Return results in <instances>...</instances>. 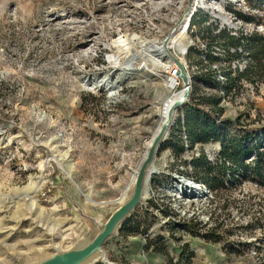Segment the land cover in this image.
<instances>
[{
  "label": "rangeland",
  "instance_id": "obj_1",
  "mask_svg": "<svg viewBox=\"0 0 264 264\" xmlns=\"http://www.w3.org/2000/svg\"><path fill=\"white\" fill-rule=\"evenodd\" d=\"M261 6L253 9L247 0H0V264H49L87 248L121 198L133 196L135 169L148 150L158 107L184 88L181 79L168 91L167 69L175 58L187 61L191 77L199 72L194 62L207 42L201 27L192 25L198 10L210 17L203 27L218 24L230 33L237 25L264 34ZM193 8L187 52L163 49ZM239 10L261 22L241 20ZM133 34L154 43L160 61L141 56L135 68L147 60L155 73L144 66L138 73L123 71L111 59L121 54V65L129 59L115 41ZM130 51L140 56L143 47ZM106 72L113 74L114 97L113 88L83 85L85 76ZM253 85V94L241 84L225 103V119L243 117L242 129L229 123L226 131L229 138L250 137L264 153V84ZM185 106L175 111L171 130ZM170 151L162 146L156 161L165 173L179 164ZM41 176L36 193L22 194L28 185L35 189ZM196 211L210 217L209 227L172 234L195 252L192 264H264V176L236 175ZM117 226L102 245L110 263L159 264L146 241L141 257L130 255L139 247L126 246ZM173 251L178 255L179 248Z\"/></svg>",
  "mask_w": 264,
  "mask_h": 264
},
{
  "label": "trees",
  "instance_id": "obj_2",
  "mask_svg": "<svg viewBox=\"0 0 264 264\" xmlns=\"http://www.w3.org/2000/svg\"><path fill=\"white\" fill-rule=\"evenodd\" d=\"M253 9H261L264 0H247ZM237 16L247 23H260L259 17L252 13H244L239 10ZM210 17L207 16L202 9H199L192 19L193 26L201 27L200 34L207 42V61L202 59L199 54L194 64L198 66L196 74L192 75L193 92L191 102L187 103L184 109V118L177 119L173 126L167 142L163 148H170L176 159H180L185 153L183 145V132L186 133L192 147L196 144H208L211 142H222L220 156L223 163L217 165L208 161L206 156L202 154L192 160L194 167L193 177L197 181H203L209 186L211 191L218 194L226 183L236 180V175L242 179L253 176L255 179L264 176V153L260 151L259 146L250 143V137L246 138H229L226 131L228 124L238 126L242 129V116L235 120H227L221 118L223 108L220 107L222 97L217 91L223 89L226 95L232 92H238L241 88L243 80L253 84H264V34L253 31L249 36H234L227 30H219L220 25L213 27H203L204 23H209ZM207 32V36L205 33ZM200 46V44H198ZM246 47L250 52L251 64L248 69L232 76L231 71L223 66L224 62H230L239 54L230 52V47ZM199 46L197 48H199ZM215 48L225 51L226 57L215 55ZM214 65H219L220 69L228 79L225 85L218 80V70L214 69ZM247 131V130H245ZM249 157H254L252 162H247ZM228 162L230 165H228ZM164 178L154 177L152 184L156 188L162 183ZM152 207H156L153 200H149V205L139 213H134L127 218L120 229V235L127 239L129 236H137L142 234L147 239L146 248H152L154 252L160 253L166 257V264H192L195 258V252L191 250L188 242L182 244L180 255H171L168 249L167 240L164 235L158 234L152 239L149 236V230L156 223V217L151 211ZM171 231V236L175 231H187L193 234L199 233L197 228L189 226L186 223L171 224L166 226ZM209 234V233H208ZM176 241H181L182 237L172 236ZM111 261H116L111 258ZM124 264H131L127 260H122ZM97 264H106L99 261Z\"/></svg>",
  "mask_w": 264,
  "mask_h": 264
},
{
  "label": "built area",
  "instance_id": "obj_3",
  "mask_svg": "<svg viewBox=\"0 0 264 264\" xmlns=\"http://www.w3.org/2000/svg\"><path fill=\"white\" fill-rule=\"evenodd\" d=\"M195 15V12H193ZM191 18V17H190ZM192 19V18H191ZM190 19V20H191ZM240 23L241 20L239 21ZM226 29V26H220L219 30L216 31V34L220 32V30ZM230 34L234 36H249L252 32L246 33L243 31L242 26H232L230 28ZM215 52H213L217 56L226 57L225 51L220 48H215ZM230 52L233 54H239L233 58L230 62H224L223 66L228 68L226 71H231L232 76H238L245 72L249 65L251 64V57L249 50L244 46L239 47H230ZM207 51H204L202 54V59L207 61ZM184 67L190 74V66L185 61V64L182 63L181 60H177L174 58V63L167 69V78L174 79L175 87L178 88L181 82L180 73L182 68ZM214 69L218 70V80L222 82V85H225L227 82V78L223 75L220 66L214 65ZM191 75V74H190ZM241 84L250 90L251 94L254 93V85L251 82H247L243 80ZM258 85V84H256ZM218 94L222 97V102L220 107L223 108V112L221 113V118L225 116V103L227 104L234 96L238 93L232 92L229 95H226L223 89L217 91ZM191 102V98L188 103ZM217 144H196L192 147L191 142L189 141L185 132H183V147L185 149V153L180 159H177L178 166L177 169L172 173H165L157 169V174L154 177H161L165 180L159 184L155 189L151 188V196L150 200H153L156 204V207H152L151 211H153L154 216L156 217V226L158 227H166L171 224L178 223H186L188 225L192 222L196 223L194 228H197L198 234L202 231V229L209 227V216H205L204 213L200 214L196 211L199 209V205L203 201L210 202L215 198L216 192L211 191L209 186L205 184L203 181H197L193 177L194 167L192 165V160L195 157H199L202 154L206 156L208 161L217 165L218 163H223V159L220 156L222 149V142L218 141ZM200 147L198 148V146ZM207 146H210L209 148ZM212 146V147H211ZM190 156L186 157V154ZM254 157H251L247 160V162H252ZM228 165L230 163L228 162ZM153 181V180H152ZM149 205V202L146 203V207ZM192 209V212H190ZM153 230V229H152ZM151 230V231H152ZM211 230V229H210ZM184 233H190L187 231H183ZM146 238V237H144Z\"/></svg>",
  "mask_w": 264,
  "mask_h": 264
},
{
  "label": "bare ground",
  "instance_id": "obj_4",
  "mask_svg": "<svg viewBox=\"0 0 264 264\" xmlns=\"http://www.w3.org/2000/svg\"><path fill=\"white\" fill-rule=\"evenodd\" d=\"M195 11V9L193 8L192 10H190L185 18L183 19V21L181 22L180 27H178L177 29H175L172 33V35L169 38L168 43L163 46V49L166 48H177L181 53L185 54L187 52V48H188V44L186 42V38H187V30L189 28L190 25V17L193 15V12ZM121 48L120 50L122 51V54H124L125 56H129V59L126 60L125 62L122 63V65L120 64V55L114 54L111 57V59H113V61L117 64V68L120 70H125V69H129L134 71V73H138L139 70H143V66L146 67L147 71H150L152 73H155L154 68L152 65H147L148 62L147 60H145L144 64H140V66L142 65V67L140 68H135V63L138 62V59L142 56V57H147L149 59H151L153 62H160L158 61L159 59L155 58V51H159L158 49H156V46L154 45V43H152L151 41H146L145 39H142L140 36L133 34L130 37H125L123 35H121L116 41H115ZM136 45H140V47H143V54H141L140 56H131V49L132 47L136 46ZM142 62V61H141ZM170 67V66H169ZM113 75V74H112ZM111 73L106 72L103 74H94L91 75L90 77L85 76L82 79V83L84 86L86 87H97V86H104L106 88H108L109 90H112L110 93L111 97H114L116 95V91L114 90L116 87V84L113 83L112 79H111ZM165 85L168 89L169 92H171L174 87H175V81L174 79H169L166 78L165 80ZM182 92L181 91H177V92H173L171 93L169 96H167L164 100H163V104L161 107H158V113L155 119V127L154 130L152 132V136L150 141L148 142V148L151 147L152 143L154 142V140L157 138V136L159 135V133L161 132L162 128L165 126V124L167 123V120L169 118V113L171 108L174 106L175 102L181 97ZM155 168H157L156 166V162H155ZM43 170V166L41 168ZM139 171V168L136 167L135 169V176H134V184L136 183V179H137V173ZM148 174V173H147ZM44 183V179L43 176L40 177V179L38 180V182H36V186L35 189L32 188V186L28 185L26 186L23 191L22 194H33L37 192V188L41 186V184ZM149 193H147V191L144 190L143 195H147ZM30 198H33V196H30ZM132 198L129 197L127 199H125L124 197L121 198V205L123 206L125 205L127 202H129V200ZM107 222L102 224L100 231L98 232V234H96L93 238H92V242H94V240L97 238V236L99 234H101L105 228H106ZM91 242V243H92ZM65 257H61V259H55V260H62ZM102 259H106V252L105 250L102 248V245H100L90 256H88L86 259H84L81 263L79 264H92L95 261L98 260H102ZM55 260L51 261L52 264L55 262Z\"/></svg>",
  "mask_w": 264,
  "mask_h": 264
},
{
  "label": "water",
  "instance_id": "obj_5",
  "mask_svg": "<svg viewBox=\"0 0 264 264\" xmlns=\"http://www.w3.org/2000/svg\"><path fill=\"white\" fill-rule=\"evenodd\" d=\"M193 16H191V18ZM181 68L182 70L180 73V77L183 80V85H184V88L181 90L182 95L175 102L174 106L171 108L167 123L162 128L161 132L159 133L157 138L154 140L151 147L148 148V150L146 151L145 157L139 162V165H138L139 171L137 173L135 191L133 193L132 198L129 200V202H127L125 205L118 208L112 214V216L107 221L105 230L101 234H99L97 238L94 240V242H92L87 248H85L82 252H80L76 256H73L70 258H64L52 264H79L81 263L84 259L90 256L100 245L104 244L107 238H109L112 235L114 228L116 227L117 223L122 218H124L127 214H129L132 210H134L137 206L141 204L142 197H144L143 192L145 190V187H147L148 189L147 193L149 192L152 186V180L154 176L157 174V169L155 168L154 165H155V162L157 161L158 154H159L161 147L167 142L169 138L170 130H171V127L174 121L175 111L181 109L185 104H187L192 95V89H193L192 77L184 67H181ZM95 88H98L101 90L103 89L109 90L108 88L104 86L103 87L97 86ZM102 262L106 264H112L107 259H102Z\"/></svg>",
  "mask_w": 264,
  "mask_h": 264
},
{
  "label": "crops",
  "instance_id": "obj_6",
  "mask_svg": "<svg viewBox=\"0 0 264 264\" xmlns=\"http://www.w3.org/2000/svg\"><path fill=\"white\" fill-rule=\"evenodd\" d=\"M218 142V141H217ZM210 144V143H209ZM211 144H213V145H215V144H217L216 142H211ZM200 145H201V143H200ZM200 145L198 146V148L200 147ZM206 145V144H205ZM171 155H173V151H172V149H171ZM174 156V155H173ZM175 157V156H174ZM149 200L150 199H148L147 200V198L145 199V197H144V201L145 202H141V204L139 205V206H137L134 210H132L129 214H127L124 218H122L118 223H117V232H118V235L121 237V238H123L121 235H120V229H121V226H122V224H123V222L127 219V218H129V217H131V215H133L134 213H139L141 210H143V208H145L146 207V203H148L149 202ZM153 229V230H152ZM159 229V230H158ZM152 230V231H151ZM164 230H167L168 231V229H166V227H159L158 228V226H156V224H153L152 226H151V228H150V230H149V236H150V238L152 239L153 237H155L156 235H158V234H162V235H164ZM165 236V238H166V240H167V244H168V249H169V252L171 253V255H174V254H172V253H174V251H173V247H174V249H178L179 248V252H178V255H180V253H181V251H182V249H181V247H182V244H180V243H182V242H184L183 241V239L181 240V241H176V243H178V247H176L175 246V242L174 241H172L171 242V240H172V238L171 237H168V236H166V235H164ZM124 239V238H123ZM124 241H125V244H126V246H130L131 248H133V247H135V246H138L139 248H134V249H132L131 250V253H130V255L131 254H136V253H138L139 255H140V257L142 256V253L144 252V250L143 249H140V246L142 247L143 246V242H145L146 241V243H147V239L146 238H144V236L142 235V234H139V235H137V236H129L127 239H124ZM184 244V243H183ZM173 245V246H172ZM151 249V251L152 252H154L153 251V249L152 248H150ZM175 252H176V250H175ZM154 255H156L157 257H154V262H157V263H159V264H166V257L164 256V255H162V254H160V253H153ZM177 255V256H178ZM138 260V259H137ZM129 261H131V260H129ZM134 263H136V262H133L132 264H134ZM137 263H140V261H137Z\"/></svg>",
  "mask_w": 264,
  "mask_h": 264
}]
</instances>
